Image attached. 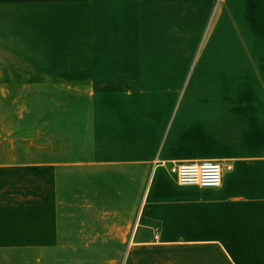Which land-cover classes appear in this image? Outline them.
<instances>
[{
    "label": "crops",
    "instance_id": "crops-1",
    "mask_svg": "<svg viewBox=\"0 0 264 264\" xmlns=\"http://www.w3.org/2000/svg\"><path fill=\"white\" fill-rule=\"evenodd\" d=\"M99 1L123 81L52 200L0 149V264H264V0ZM181 160L232 169L182 185Z\"/></svg>",
    "mask_w": 264,
    "mask_h": 264
},
{
    "label": "rangeland",
    "instance_id": "rangeland-1",
    "mask_svg": "<svg viewBox=\"0 0 264 264\" xmlns=\"http://www.w3.org/2000/svg\"><path fill=\"white\" fill-rule=\"evenodd\" d=\"M99 11V0H0V149L31 163L51 200L61 160L99 136L96 92L123 81L104 79L113 39Z\"/></svg>",
    "mask_w": 264,
    "mask_h": 264
},
{
    "label": "built area",
    "instance_id": "built-area-1",
    "mask_svg": "<svg viewBox=\"0 0 264 264\" xmlns=\"http://www.w3.org/2000/svg\"><path fill=\"white\" fill-rule=\"evenodd\" d=\"M162 163L166 164L165 161ZM231 169V164L220 160H181L170 165V171L182 185L218 187L222 184L224 171Z\"/></svg>",
    "mask_w": 264,
    "mask_h": 264
}]
</instances>
